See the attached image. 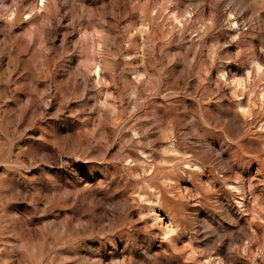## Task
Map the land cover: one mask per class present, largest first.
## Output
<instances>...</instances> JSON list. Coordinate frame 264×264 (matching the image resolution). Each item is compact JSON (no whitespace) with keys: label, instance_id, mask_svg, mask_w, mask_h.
<instances>
[{"label":"rangeland","instance_id":"rangeland-1","mask_svg":"<svg viewBox=\"0 0 264 264\" xmlns=\"http://www.w3.org/2000/svg\"><path fill=\"white\" fill-rule=\"evenodd\" d=\"M0 264H264V0H0Z\"/></svg>","mask_w":264,"mask_h":264}]
</instances>
